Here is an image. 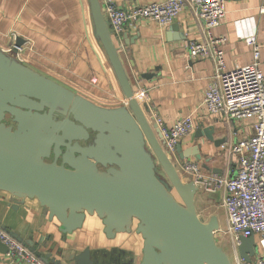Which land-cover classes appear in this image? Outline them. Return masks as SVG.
I'll list each match as a JSON object with an SVG mask.
<instances>
[{"label": "water", "instance_id": "obj_1", "mask_svg": "<svg viewBox=\"0 0 264 264\" xmlns=\"http://www.w3.org/2000/svg\"><path fill=\"white\" fill-rule=\"evenodd\" d=\"M88 2L127 104L97 105L35 71L16 57L24 42L16 37L8 52L0 48V189L13 199L37 198L62 232L78 227L85 212L102 218L107 237L129 231L135 219L143 238L139 264H230L213 234L217 216L198 215L197 185L181 178L164 151L159 129L149 124L123 70L99 0ZM214 129L199 123L194 136L213 140ZM175 153L181 160L199 156L196 147L182 149L179 142ZM216 194L210 195L219 199ZM9 233L47 264H61ZM7 249L0 241V250ZM237 249L249 260L254 237L240 236ZM106 263L91 257L88 247L74 256V264Z\"/></svg>", "mask_w": 264, "mask_h": 264}, {"label": "crops", "instance_id": "obj_2", "mask_svg": "<svg viewBox=\"0 0 264 264\" xmlns=\"http://www.w3.org/2000/svg\"><path fill=\"white\" fill-rule=\"evenodd\" d=\"M113 1L116 7L127 10L161 0ZM99 3L107 22L106 0ZM262 5L264 0H225L224 17L212 33L225 37L221 46L227 69L251 62V47L245 40L254 37L260 45L259 67L264 75V12L259 10ZM107 26L149 124H156L159 129L156 119L167 127L184 116L193 119L194 128L179 143L182 149L196 147L199 156L190 155L181 160L176 153L175 157L169 155L181 178L192 180L191 175L181 171L179 163L183 160L197 161L204 173L231 176L237 167V155L225 146L252 133V118L228 119L222 113H209L204 106V92L214 80V61L211 56L190 57L188 54L190 41L205 38L197 10L185 5L164 25L151 18H140L134 24H125L118 34ZM12 33L25 41L19 52L21 62L35 71L97 105L127 104L95 34L88 0H0L2 50L14 43ZM141 90L143 92L138 93ZM199 123L214 126L213 140L223 137L226 140L215 144L203 136L195 137ZM158 139L163 147L162 137ZM222 194L219 190L216 195L220 199ZM135 226L134 219L129 231L107 237L102 218L85 212L78 227L62 232L60 222L55 216L49 217L48 210L37 198L13 199L9 192L0 189V227L24 241L29 240L41 254L49 252L61 264H74V256L86 247L91 257L104 263L139 264L143 238L135 231ZM0 264L21 263L0 250Z\"/></svg>", "mask_w": 264, "mask_h": 264}, {"label": "built area", "instance_id": "obj_3", "mask_svg": "<svg viewBox=\"0 0 264 264\" xmlns=\"http://www.w3.org/2000/svg\"><path fill=\"white\" fill-rule=\"evenodd\" d=\"M185 5L197 10L205 33L203 40L189 42V56H211L214 61V80L204 92V106L209 113H222L228 119L252 118V133L225 146L230 153L237 155V167L229 177L204 173L194 160H183L179 163L180 168L183 173L191 175L198 189L209 194L222 190L220 200L225 211V228L218 226L213 234L214 237L228 235L234 263L264 264V75L259 67V43L254 37L246 38L247 45L251 47V62L226 68L221 46L225 37L212 33V29L224 17L225 0H161L136 5L127 10L116 7L113 0H106L104 10L107 25L118 34L125 24H134L140 18H151L161 25L168 24ZM259 10L264 12V5ZM16 37L12 33L14 40ZM24 44L25 41L17 47L16 57L20 61L19 52ZM11 47L4 51L8 52ZM156 121L160 127L164 151L168 156L172 154L175 157L176 144L194 128L193 119L184 116L169 127L160 125L159 119ZM240 236L254 237V254L247 261L238 253ZM0 241L8 248L7 256L21 264H47L27 245L1 227Z\"/></svg>", "mask_w": 264, "mask_h": 264}, {"label": "rangeland", "instance_id": "obj_4", "mask_svg": "<svg viewBox=\"0 0 264 264\" xmlns=\"http://www.w3.org/2000/svg\"><path fill=\"white\" fill-rule=\"evenodd\" d=\"M8 122L10 121L8 120ZM10 123L13 124V122ZM177 168L178 167L176 166V169ZM159 171L161 170L159 169ZM172 191L176 195L175 197L177 199H180L179 196L176 194L175 190ZM194 202L196 206V211L203 220H207L210 215L215 214L218 218L219 226L225 228V211L221 205L220 199H215L214 197L210 196L209 193L201 191L199 189V192L197 191L194 196ZM215 239L217 243L227 253L228 258L230 260V264H235L228 235L220 234L215 237Z\"/></svg>", "mask_w": 264, "mask_h": 264}, {"label": "flooded vegetation", "instance_id": "obj_5", "mask_svg": "<svg viewBox=\"0 0 264 264\" xmlns=\"http://www.w3.org/2000/svg\"><path fill=\"white\" fill-rule=\"evenodd\" d=\"M6 117H8V115L6 114L5 115V119H6ZM58 117H60V116H58ZM6 123L8 124V121H6ZM13 126H14V123L12 124ZM90 139H91V137H90ZM89 139V140H90ZM88 142V141H87ZM81 144H84V142H82ZM100 169H103V167H101V166H98Z\"/></svg>", "mask_w": 264, "mask_h": 264}]
</instances>
